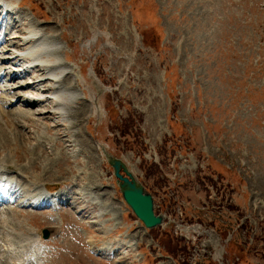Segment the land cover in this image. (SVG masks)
I'll use <instances>...</instances> for the list:
<instances>
[{
  "label": "rangeland",
  "instance_id": "1",
  "mask_svg": "<svg viewBox=\"0 0 264 264\" xmlns=\"http://www.w3.org/2000/svg\"><path fill=\"white\" fill-rule=\"evenodd\" d=\"M5 1L15 11L0 19V61L38 33L75 97L60 119L40 104L5 108L0 160L12 150L5 165L27 169L12 180L59 202L18 208L13 195L0 207L17 233L54 232L30 249L0 241L1 263L264 264V0ZM10 62L0 88L39 77ZM100 147L152 195L160 226L127 208Z\"/></svg>",
  "mask_w": 264,
  "mask_h": 264
},
{
  "label": "bare ground",
  "instance_id": "2",
  "mask_svg": "<svg viewBox=\"0 0 264 264\" xmlns=\"http://www.w3.org/2000/svg\"><path fill=\"white\" fill-rule=\"evenodd\" d=\"M0 4H1L0 5V15L1 16L3 14H4V16H6L7 13H10V11H13L15 9L11 5L5 3L4 0H0ZM3 18L5 19V17H3ZM3 18H2V20H3ZM0 25L2 27V23H0ZM3 25H4V23H3ZM11 27H13V26H11ZM7 29H9V28H7ZM28 35H30V36H27L29 38H27L26 40L28 41L27 43L29 45V48L26 51H24L23 54L15 55V53H11L14 56L4 57V59H2L0 61V64H2V66L0 67V77L4 76L5 72H6V67H3V66L6 63H9L10 61L13 62V60H14L13 63H15V61L16 60L18 61V59L22 60L24 62L23 64H26V63L30 64L29 59H32L33 61H35L37 63V65L32 67V69H30V70H31V72L39 74V77H37L36 80H33V82H26V84L22 83L17 89H12V88H9V87L0 88L1 93H5V95H9L8 97H10V95H12L11 98H7V97H5L3 95L2 96L0 95V121H3L4 115L7 114L6 109L8 107L10 108L12 106H15V103L20 102V101L22 102V104H25L26 106H29V105L32 106V105H37V104L44 105L45 107L43 106L44 109H42V114L43 115L51 113L52 115H55V117H57V119H60V117L63 115V112L65 111V108L68 105V103H70L72 101V99H74V97H75L74 93L66 91L65 89H63L61 87L62 83L63 82L65 83V81L61 80L62 76H64V74H65V71H64L65 68L63 67L65 65H63L60 61L56 60L55 57H54L55 59H52L51 55H54V54L56 55L55 47H54L53 43L50 42V43H52V47H50V43H47L48 42L47 39H46L47 42H44L43 41L44 37L42 35H39L38 33L35 34L34 32H30V33H28ZM22 42H25V41L23 40ZM6 44H8V43H6ZM10 45H11V43H10ZM2 46H4V45H2ZM8 47H10V46H8ZM8 47H5V48H8ZM17 47L18 46H16L15 49H17ZM5 48L0 50L1 54H5L6 53V51H5L6 49ZM11 51H13V50H11ZM8 52H9V50H8ZM13 52H15V51H13ZM46 52H48V57H45ZM10 64H11V62H10ZM13 72L14 73L12 74V78H10V80L8 82H11V80L17 79V78H20L21 80L23 79L21 76L25 74L24 69L22 71L16 70V71H13ZM62 79H65V78H62ZM66 83H67V81H66ZM47 84H49V85H47ZM35 85H39V86L42 85V88L36 89L34 87ZM66 88L68 89L69 87H66ZM15 91L19 92V93L17 92L18 95H17V93ZM22 91H24V93H25L24 95H21L20 92H22ZM26 93H29L31 95H37L39 97L37 99L32 98L33 96L32 97H26L25 96ZM47 95H52V97H48ZM14 97H17V99L14 100ZM90 99L93 100L94 97H92L90 95ZM51 105L55 107V109L53 111L51 109ZM47 108H49L48 112H47ZM26 110L27 109H25V111ZM19 113H20L21 116H23L22 115L23 112L20 111ZM38 115H41V113H39ZM25 116H27V115H25ZM66 116H68V115L66 114ZM25 118H26L27 121H30V119H31V117H25ZM14 119H15V117H14ZM0 133H1V131H0ZM11 152H12V150H10V154H11ZM10 154L7 155L6 157H3L0 160V176L8 177L9 175L13 174V175L16 176V178L17 177L21 178V176L23 177V172L25 173L27 169H24L22 171L20 166L12 164L11 166L14 167V169H17L19 167L18 169L20 170V173H19V175H17L18 171H15L14 169H11L9 165H5L6 164V160L5 159L6 158H11ZM17 161H20V160H17ZM6 189H9V187H7ZM36 189L37 188H33V191H35ZM20 193H21V196H23V198L28 202L29 199H27L25 195H29L30 192H28L27 189L20 188ZM18 199H19V197H18ZM32 199L34 200V196H33ZM55 201H56L55 198L46 199V196H45L44 198L40 197L39 199L34 200V205H35V203H36V205H38L39 202H41V204H43L44 207H47L48 204L53 206V205L58 204V202H59V200H57V202H55ZM0 203H1L0 204V206H1L3 202H0ZM24 203H26V202L24 201ZM9 225H12L14 227V230L12 228H10ZM20 228H21V225H20L19 222H17L15 220V218L12 217L9 220L8 215H7L6 212H2L0 214V241L3 242V244L9 242V244H7L6 246H10L11 243H12V240H14L15 237L17 236V238L20 241L24 242V247H27L28 249H30L33 240L35 238H40V234L38 232H34V231H31V233H29L30 232L29 229H28V233L27 234L17 233L16 232L17 229H20ZM9 230H10V232H9ZM11 231H12V234H10ZM5 241H7V242H5ZM0 250L1 251H6L7 253H10V251L5 249V248H3V249L1 248ZM1 258H3V256L0 253V263L2 261ZM13 264H16V263H13Z\"/></svg>",
  "mask_w": 264,
  "mask_h": 264
},
{
  "label": "water",
  "instance_id": "3",
  "mask_svg": "<svg viewBox=\"0 0 264 264\" xmlns=\"http://www.w3.org/2000/svg\"><path fill=\"white\" fill-rule=\"evenodd\" d=\"M101 151L106 162L112 168L116 186L127 207L146 229H153L160 225L163 217L162 215H154L152 196L132 174L127 164L121 158L112 155L102 147ZM41 234L44 239H47L54 232L43 229Z\"/></svg>",
  "mask_w": 264,
  "mask_h": 264
}]
</instances>
